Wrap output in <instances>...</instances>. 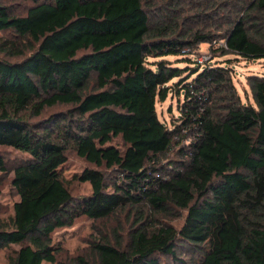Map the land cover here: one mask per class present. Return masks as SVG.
<instances>
[{"label": "trees", "instance_id": "trees-1", "mask_svg": "<svg viewBox=\"0 0 264 264\" xmlns=\"http://www.w3.org/2000/svg\"><path fill=\"white\" fill-rule=\"evenodd\" d=\"M20 1L29 4L24 14L0 6V33L16 38H0V53L21 57L0 58V147L27 156L12 169L13 215L0 221V248L18 246L6 264H62L56 230L123 210L136 214L127 242L101 235L92 263L72 264H187L179 248L196 255L193 264H264V76L247 77L253 104L243 103L231 67L189 57L200 43L222 41L212 57L264 59V0L240 2L220 34L170 31L175 21H152L145 0ZM174 86L194 139L164 177L151 164L180 129L155 105ZM52 108L62 109L47 115ZM69 150L95 167L73 177L90 184L89 195L75 198L67 187L60 168ZM175 210L186 212L178 229L153 224Z\"/></svg>", "mask_w": 264, "mask_h": 264}, {"label": "rangeland", "instance_id": "rangeland-1", "mask_svg": "<svg viewBox=\"0 0 264 264\" xmlns=\"http://www.w3.org/2000/svg\"><path fill=\"white\" fill-rule=\"evenodd\" d=\"M240 2H242L243 6L247 3L245 0H145L144 6L152 21L154 19L164 23H173L175 21L176 25L170 24V31H177V29L181 31L204 29L205 31L212 30L220 34L223 29H226L229 22L237 17V13L241 10ZM0 6L9 7L15 13L24 14L29 4L20 0H0ZM167 16L174 18V20L172 21ZM0 38H7L9 40L16 39L12 33H0ZM221 43L222 41L216 44L200 43L193 48L191 51L192 54L189 57L195 61L201 55H209L210 59L206 63L212 64L218 61L224 67H231L233 70L232 81L241 101L243 103L253 104L250 88L247 84V77L250 75L264 76V59L245 61L240 57L232 55L212 57L210 48H216ZM24 45H17L19 51L24 48ZM181 57L178 56V59H180L178 62L177 56H169L167 59L174 65L185 67L187 62H182L185 58ZM0 58L9 62L21 59V57H12L7 54L4 55L3 53H0ZM184 74L186 75V73ZM173 82H177V80L174 79ZM177 91L174 86L170 90L167 99L164 102H156L155 105L157 115L163 123L172 129H175L176 126H179L180 129L179 138L174 139L171 150L164 156H161L156 165L155 163L151 164L155 167L162 168L163 172L161 170L157 173L164 177L184 161L181 150L186 151L194 139V132L185 129L184 125H182L180 118L183 117L181 109L184 104V96L182 92L178 93ZM61 109L52 108L47 112V115ZM112 144L116 147L123 148L122 142L119 139H114ZM0 155L5 162V170L0 171V221L6 222L13 215V205L18 200L17 194L11 184L13 176L12 169L27 159V156L9 147H0ZM66 156L67 161L60 168V171L68 183L67 187L71 195L75 198L89 195L91 191L90 184L74 181L73 177L80 174L84 169H94L95 167L78 157L74 150H69ZM104 172L109 174L107 171ZM110 177L114 179L113 174H109L107 178ZM185 215V211L175 210L174 214L158 215L152 218V220L156 226L160 224L170 225L178 229L182 225ZM135 220L136 214H130L128 211L123 210L103 221H93L81 217L75 220L71 227L56 230L52 234L53 243L62 247V251L57 258L58 262L72 264L77 257H83L89 263H92L94 255L91 247L94 242L102 235V237L108 238L114 245L116 242L114 234L119 233L122 244L126 243ZM147 222L145 221V223ZM15 249H18V246L1 247L0 264H6L8 256ZM177 256L187 261V264H193L192 261L196 259L195 254L192 256L184 248H179ZM161 264L176 263L171 258H162Z\"/></svg>", "mask_w": 264, "mask_h": 264}, {"label": "built area", "instance_id": "built-area-1", "mask_svg": "<svg viewBox=\"0 0 264 264\" xmlns=\"http://www.w3.org/2000/svg\"><path fill=\"white\" fill-rule=\"evenodd\" d=\"M217 42H213L212 44H216ZM218 45V44H217ZM224 47L223 42L218 45V47ZM217 48V47H216ZM210 59L209 55H201L198 59H196L195 61H197L199 64H206V61H208Z\"/></svg>", "mask_w": 264, "mask_h": 264}]
</instances>
